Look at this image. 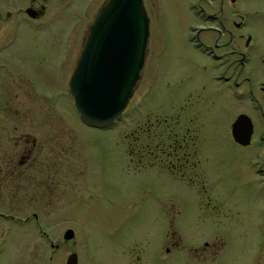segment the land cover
<instances>
[{"label": "rangeland", "instance_id": "1", "mask_svg": "<svg viewBox=\"0 0 264 264\" xmlns=\"http://www.w3.org/2000/svg\"><path fill=\"white\" fill-rule=\"evenodd\" d=\"M48 1L42 18L62 5V0ZM102 1L70 0L59 16L45 24L30 21L34 24L27 26L13 25L4 16L6 9L11 10L8 6L20 0H0V134L11 133L15 108L18 113L23 107L21 130L43 140V154L53 156L60 169V181L55 178L51 189H38L37 206L25 202L16 212L0 204V211L23 218L34 209L39 213L36 222L29 218L4 226L0 263L65 264L74 251L79 264H260L249 215H255L257 223L264 202L242 200L246 235L222 229L225 244L214 261L194 255L193 248L213 234L207 221L193 219L207 214L206 206H200L206 201L200 199L215 190L226 197L229 188L248 187L255 182L251 174L255 168L260 170L258 181L264 182V147H258L256 138L253 144L241 146L231 137L230 125L237 113L248 111L259 117L247 95L233 94V55L225 52L242 45L238 33H249L253 70L246 68L243 73L252 77L253 84L264 77V61L260 62L264 0H142L150 20L140 78L115 123L96 128L80 120L69 94V79ZM231 20H243V29H233ZM219 22L233 32L226 47L229 32ZM191 33L203 43V50L190 41ZM177 113L180 124L196 135L198 149L188 140V148L178 150V155L195 150L198 155L190 162L200 158L207 181L216 180L214 188L190 183L186 174L182 180L177 166L170 171L169 161L177 165L173 154L158 155L152 160L155 167L144 168L158 152L156 145L168 144L146 136L145 122ZM262 127V122L257 123V132ZM159 160L165 161L166 169L156 167ZM67 228L74 236L63 243ZM175 239L178 246H170ZM49 241L59 245L54 253Z\"/></svg>", "mask_w": 264, "mask_h": 264}, {"label": "flooded vegetation", "instance_id": "2", "mask_svg": "<svg viewBox=\"0 0 264 264\" xmlns=\"http://www.w3.org/2000/svg\"><path fill=\"white\" fill-rule=\"evenodd\" d=\"M64 1L65 3H63ZM228 1H230L231 3L234 2L231 0ZM107 2L108 0H103L99 8ZM48 3V0H20V3L18 4L9 5L8 7H11V10L6 9L4 11V16L6 19H11V23H13V25L23 24L32 26L34 22L40 24L43 22V24H45V22L60 15V8H68L70 0H62V2L60 3L62 5L48 13L45 18H42L46 13V7L48 6ZM191 7L194 8L195 5H192ZM145 9L148 15V9L146 8V6ZM30 21L34 22L31 24ZM28 22L30 23L28 24ZM219 25H221L229 32L228 39L224 44V46L226 47L228 46L227 42L233 40V32L229 28H225L223 22H219ZM229 25L233 26V29L235 30H241L244 27V21L231 20V23ZM87 35L85 36V39ZM237 39L239 41H242V45H237V47H230L229 50L225 51L229 55H233V58L230 61V67H232L231 74L235 77V85L231 89L233 91V94L235 95L244 94V97H246V95L247 97H249L248 100L259 118H256V115L253 117L248 111L237 113L233 118L231 124L239 114H246L252 122V134L249 143L245 145L235 141L232 134L231 137L234 142L241 146L251 145L255 141L257 142L258 147L261 148L264 147V77H261L258 82L253 84V79H251L252 77L247 76V73H243L246 68H249V71L253 70V65L251 64V60H253V57L250 56L252 37L249 33H238ZM190 41L196 48L203 50V43L200 41L196 34L191 33ZM80 52L81 50L79 51V54ZM262 61H264V59L260 60V62ZM18 87L19 89H21V86ZM20 91L23 92L22 90ZM69 94H71L70 88ZM185 105L186 104H184L183 110L186 109ZM22 108L21 111L18 112L19 114L16 112L15 108L14 115L16 116L12 121V123L14 124L12 126L13 129L11 133L7 137L5 136L6 134H0V204L4 207L5 210H14L16 212L21 211L23 203L26 204L25 202H29L32 205L37 206L38 189L40 187L47 189L53 187V185H55L53 184L55 183V178L60 181L59 177H57L60 169L57 167L58 164H54L55 158H53V156L43 154V140L40 141L38 140L37 136L31 135L29 132H23L21 130V123L23 119V114L21 113L23 112ZM49 112L50 109H47L46 114L49 115ZM180 115V113H177V115H171L169 117H156L155 119H153V121L147 119L143 128V132L145 133V135L150 139H156L157 142L161 141L165 143L168 141V144L166 146L156 145L155 149H157L158 152H155L150 156V159L146 161V165L144 166V168L153 166L155 167L152 160L158 155L170 156V154H173L174 156H176L177 165L176 163L169 161V163L173 164H170L169 168L171 170H168L174 171L173 169L177 166L178 170H176L182 180L186 174L184 179L188 180V182L201 185L203 189L207 185L208 187L214 188L216 180H214V182H210L209 180L207 181V174L204 168L200 167V158H195L192 160V162H190V158H194L195 155H198V149L196 147L197 137L196 135H190L189 126H185L184 128V125L182 123L180 124V120L177 118ZM4 119L6 120L7 118ZM169 119L170 121H168ZM261 122L263 127L259 132H257V123L261 125ZM53 134L50 135L51 141L54 137ZM63 136L67 137L65 133ZM57 137L58 136L56 135V138ZM254 138H256L257 140L253 141ZM188 140L193 143L197 152L193 150V153H191L192 155L187 152H185L184 154L182 153V155H178V153L181 152L178 150L188 148ZM149 153H151V151H149ZM159 165L160 166L156 167H161L164 169L167 168L164 160H159ZM259 171L260 170H257V168H255V172L251 173L252 179H254L255 182L248 187L237 186L229 188L231 190L228 191V195L226 197L221 195L219 191L215 190V192H213V195L207 194V198L200 199V201H206L205 203H200V206H206L207 214L205 215V217L197 215V219H193V222L205 223L207 221L209 228H212L211 233L213 234V238L204 240L201 245L193 248V253L198 258H201V260L211 261H214L215 258H218L220 250L225 244L224 241H222L223 237L221 236V231H224L222 229L233 231L235 232V234L246 235L245 221L243 219L245 216L243 212L244 204H242V200L247 199L255 203L264 202V182L262 183L258 181ZM261 172L262 174H264L263 171ZM187 173L189 174L187 175ZM28 190H32V193H27ZM16 212L5 213L0 211V255L3 254L2 252L4 250L3 239L4 235L6 234V230L4 228L5 225L9 224L10 221L22 222L29 220V218H32L36 222L39 218V213L36 209L32 210L30 215L26 214L24 218L22 217V214H17ZM256 212L257 207L254 208V213ZM249 216L252 217L251 222L253 223V234L250 235H254L258 238V263L264 264V214L257 223H255V215L251 214ZM11 225L12 224H9L8 227H11ZM171 232L173 237L174 230H172ZM70 240H63V243L69 242ZM49 242L51 247L53 248L52 253L59 249L58 243L54 244L52 241ZM166 242V252H169L170 246H178V242L176 239L170 242V246H167ZM71 253L76 252L71 251ZM49 264H53V262H50ZM77 264H79L78 255Z\"/></svg>", "mask_w": 264, "mask_h": 264}, {"label": "water", "instance_id": "3", "mask_svg": "<svg viewBox=\"0 0 264 264\" xmlns=\"http://www.w3.org/2000/svg\"><path fill=\"white\" fill-rule=\"evenodd\" d=\"M148 36L142 0H108L99 8L69 79L84 124L107 128L121 116L140 78ZM231 134L238 143H249L252 122L246 114L236 117ZM73 236L71 228L63 233L64 240ZM65 264H77L76 253L69 254Z\"/></svg>", "mask_w": 264, "mask_h": 264}]
</instances>
